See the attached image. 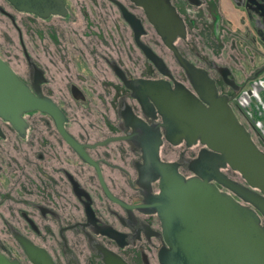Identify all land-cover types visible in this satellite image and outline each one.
Instances as JSON below:
<instances>
[{
	"label": "flooded vegetation",
	"instance_id": "af4514ba",
	"mask_svg": "<svg viewBox=\"0 0 264 264\" xmlns=\"http://www.w3.org/2000/svg\"><path fill=\"white\" fill-rule=\"evenodd\" d=\"M162 1L172 11L147 13L137 0H34L31 11L0 0V58L58 108L25 112L17 127L0 117L8 258L34 264L28 244L50 264H163L160 163L196 176L204 147L167 139L153 80L194 95L214 84L243 125L241 114L264 133V0Z\"/></svg>",
	"mask_w": 264,
	"mask_h": 264
},
{
	"label": "water",
	"instance_id": "95a60500",
	"mask_svg": "<svg viewBox=\"0 0 264 264\" xmlns=\"http://www.w3.org/2000/svg\"><path fill=\"white\" fill-rule=\"evenodd\" d=\"M11 1L36 10L34 0ZM137 2L147 13L172 11L162 0ZM153 23L160 31L156 20ZM149 55L160 65L158 57ZM183 63L190 76L193 70L198 72ZM178 87L163 88L151 81V101L163 117L166 137L173 144L199 142L204 148L190 166L196 176L186 178L177 172L175 163H160V194L154 203L167 244L160 254L163 264H264V224L260 221L264 217V151L214 84L196 88L197 95ZM35 109L58 113L54 104L35 97L0 58V117L17 127L22 114ZM227 167L237 171L245 184L230 178L223 170ZM23 245L34 264H50L35 246ZM0 264L21 263L0 252Z\"/></svg>",
	"mask_w": 264,
	"mask_h": 264
},
{
	"label": "rangeland",
	"instance_id": "374dc122",
	"mask_svg": "<svg viewBox=\"0 0 264 264\" xmlns=\"http://www.w3.org/2000/svg\"><path fill=\"white\" fill-rule=\"evenodd\" d=\"M227 53H224L225 57H226ZM220 57V56H219ZM225 61L226 58H225ZM240 120L244 123V125L248 128V130L250 131L253 140L255 141V143L264 150V133L261 131H258V129H256L253 124L251 123L250 120H248L243 114L239 115ZM224 172L231 178L235 179V180H239L243 183H245L244 179L241 177V175L237 172L232 170L231 168L227 167L225 169H223ZM8 235V234H7ZM8 238L10 240H12V237L10 235H8Z\"/></svg>",
	"mask_w": 264,
	"mask_h": 264
}]
</instances>
